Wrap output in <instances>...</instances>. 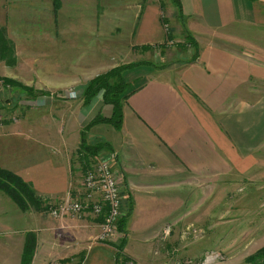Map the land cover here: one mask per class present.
<instances>
[{
	"label": "crops",
	"instance_id": "obj_1",
	"mask_svg": "<svg viewBox=\"0 0 264 264\" xmlns=\"http://www.w3.org/2000/svg\"><path fill=\"white\" fill-rule=\"evenodd\" d=\"M112 1L103 9L104 0H0V28L12 43L32 48L57 44L52 51L27 48L28 57L45 52V57L59 58L55 55L66 52L68 43V55L77 58V43L94 42V37L111 44L125 39L140 56V46L163 44L169 31L170 45L176 43L180 51L182 28L195 40V61L188 63L191 49L180 51L168 66L138 64L146 65V72L124 78L133 92L123 107L120 130L96 124L85 132L87 143L101 140L111 148L121 216L128 219L126 241L128 234L137 233L147 243L167 220L189 217V197L201 195L206 202L203 187L231 185L233 175L255 177L264 170V0H178L182 27L170 5V28L160 23L163 4ZM112 8L116 14L111 16ZM21 104L29 114L0 129V168L19 177L39 205L27 202L21 209L0 191V264H48L49 259L73 264L77 247L94 238L102 217L86 210L76 218L57 219L48 211L68 195L83 198L82 177L76 175L84 172L75 156L81 131L95 116L109 117L111 108L99 96L88 105L81 100L71 125L56 130V116L47 123L32 115L50 108V100ZM27 241L33 244L28 263L23 260ZM125 247V257L136 261ZM88 254L82 264H101L103 258L110 264L102 254L90 259Z\"/></svg>",
	"mask_w": 264,
	"mask_h": 264
},
{
	"label": "rangeland",
	"instance_id": "obj_2",
	"mask_svg": "<svg viewBox=\"0 0 264 264\" xmlns=\"http://www.w3.org/2000/svg\"><path fill=\"white\" fill-rule=\"evenodd\" d=\"M166 1L153 0L158 7L159 4H163L161 11L159 8V17L166 19L170 24L169 16L173 8L170 9L171 4L167 5ZM108 3H113V1L104 0L103 9L109 5ZM56 6L57 4H55ZM114 10L112 8L108 13L116 14ZM172 11L174 12V9ZM39 13L43 14L44 12ZM81 13L84 14L85 11L82 10ZM64 14L67 12L62 14L63 18H67ZM169 24L166 23L170 28ZM117 30L119 29L115 28L114 30L116 36L119 35ZM162 30L164 31L165 27L162 26ZM8 33L10 35L13 31ZM96 41L98 40L94 37V42L91 40L87 44L77 43L79 46L77 58H70L68 55L69 51L67 50L70 47L68 43L65 44L68 46L66 52L61 51L55 55H60L59 58H48L45 57L48 54L45 52L44 54L38 53V55L32 54L28 57L26 50L29 48L52 51L57 47L56 43L55 47L52 43L31 44L34 46L32 48L27 44L12 43L8 40L12 44L15 64L8 65L1 59L0 79L26 84L27 88L32 89L34 96L29 97L16 87L3 86V90H5L0 91V129L3 122L4 124L5 122L12 123L13 119L14 121L23 119L25 114H29V112H25L26 108L24 107L26 106L21 104L26 99L32 101L50 100L52 103L50 108L32 111V115L43 118L47 123L52 120L50 119L52 116H56L55 120H52L57 127H54L56 130L61 129L63 124L68 126L67 122L71 125V116L73 117L75 113V106L81 101L83 88L91 79L113 68L121 69L123 67L127 68L123 71V77L127 79L130 74L134 75L140 70H142L140 74L146 72V67H144L146 65L133 66L135 64L149 62L158 65V67H164L176 60L178 56L180 57L176 43L163 49L156 47L151 51L141 52V55L138 56L139 54L135 53L136 51L131 46L132 42L125 41V39L113 44ZM50 53L53 54V52ZM17 56L19 58H16ZM22 56L23 59H21ZM129 70L131 73H128ZM0 82L3 84L2 81ZM134 82V84L139 83V80ZM132 87V84L129 83L128 89L131 90ZM69 90L76 91V100L67 98ZM98 96L101 98L100 94ZM66 117L69 120H66ZM34 126L37 129V125ZM95 159L96 163L106 162L101 155L96 156ZM82 174L78 173L77 178L83 177ZM226 184L223 183L220 187L217 184L203 187L207 197L206 202H202L201 195L189 197L190 201L185 204L189 210V217L167 220V225L159 233L148 236L147 243L143 240L146 237L144 235L128 234L125 244L126 254L133 256L138 264H243L247 257L255 254L264 246V170H261L255 177L252 174L233 175L231 185ZM127 222L128 219H126L125 227ZM99 231L100 226L94 238L82 242L81 246L77 247L73 264H82L86 252L89 253L88 259L93 253L102 254L109 258L110 264L113 263L116 254H118L117 248L121 242V235L117 232L119 235L117 234L113 241L100 243L95 239L99 235ZM98 247H100L101 253H96ZM123 256L126 255L122 251V256L117 257L121 259ZM50 260H48V264H56ZM101 260V264H105L104 258Z\"/></svg>",
	"mask_w": 264,
	"mask_h": 264
},
{
	"label": "trees",
	"instance_id": "obj_3",
	"mask_svg": "<svg viewBox=\"0 0 264 264\" xmlns=\"http://www.w3.org/2000/svg\"><path fill=\"white\" fill-rule=\"evenodd\" d=\"M170 4L173 6L176 12V18L180 22L182 27V16L180 11V4L178 0H169ZM255 1V0H251ZM161 25L168 23L166 19L160 20ZM173 39L171 32L166 33L165 41L161 45H142L140 49L142 52L151 51L153 48L163 49L164 46H168L169 42ZM181 40L182 42L178 44V49L185 53L187 50L191 49L192 55L188 60L189 62H193L198 57V47L195 40L189 35V33L182 28L181 32ZM12 44L8 42L5 37L4 29L0 28V60L3 59L6 64L13 65L15 64V58L13 55ZM135 64L133 66H136ZM155 66V64H152ZM130 66V67H133ZM127 68H113L101 75L96 76L87 82L86 86L83 88L81 100L83 105H88L92 102V100L101 95L102 102L105 105L110 106L111 113L109 117H103L101 115L95 116L90 123L81 131V142L75 152L76 160L79 161L82 171L84 174L91 168L93 163H96V156H108L107 159L111 160V148L108 143L103 142L101 140L92 141L87 143L85 141V135L90 128H92L96 124H107L110 125L114 130H120L123 119V107L128 99L129 95L133 92V90L128 89L129 83L125 81L123 77V71ZM3 86L7 87H16L21 89L25 95L32 97V89L27 88L26 86L13 82L11 80H2ZM5 90V89H4ZM3 90V91H4ZM4 123V122H3ZM83 174V175H84ZM0 191L9 196L14 203L21 209H25L27 207V202L30 204L39 205L38 202L33 203L38 200L34 198L33 192L30 188L17 176L13 175L9 171L3 170L0 168ZM48 208V206H47ZM102 217V216H101ZM101 218V222H102ZM127 216H121L117 222V229L119 234L121 235V242L118 246V254L117 256H122V251L126 244V223ZM125 236V238H124ZM33 244L27 241L26 247L24 248L25 254L23 256V260L25 259L28 263L32 254V246ZM121 252V254H120ZM116 256V262L120 259ZM124 260H128L129 258L123 256ZM243 264H264V246L260 248L255 254L247 257L244 260Z\"/></svg>",
	"mask_w": 264,
	"mask_h": 264
},
{
	"label": "built area",
	"instance_id": "obj_4",
	"mask_svg": "<svg viewBox=\"0 0 264 264\" xmlns=\"http://www.w3.org/2000/svg\"><path fill=\"white\" fill-rule=\"evenodd\" d=\"M165 27V32L167 27ZM173 42H169V45ZM3 84L0 82V91ZM68 99H77L74 90L67 92ZM104 160V159H103ZM98 162L92 166L82 177L80 182L83 189V198L68 195L56 206L49 207V214L53 218L79 217L86 210H90L95 217L102 216L99 235L96 241L107 243L117 237V222L121 214V194L118 175L111 166L110 160ZM98 194L99 199H94ZM116 264H138L131 259H120Z\"/></svg>",
	"mask_w": 264,
	"mask_h": 264
}]
</instances>
